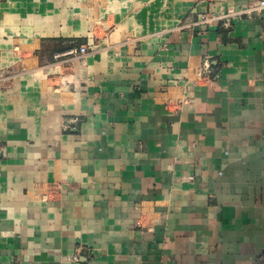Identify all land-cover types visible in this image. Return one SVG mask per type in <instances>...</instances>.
Instances as JSON below:
<instances>
[{
  "label": "crops",
  "instance_id": "1",
  "mask_svg": "<svg viewBox=\"0 0 264 264\" xmlns=\"http://www.w3.org/2000/svg\"><path fill=\"white\" fill-rule=\"evenodd\" d=\"M257 1L0 0V264H264Z\"/></svg>",
  "mask_w": 264,
  "mask_h": 264
},
{
  "label": "built area",
  "instance_id": "2",
  "mask_svg": "<svg viewBox=\"0 0 264 264\" xmlns=\"http://www.w3.org/2000/svg\"><path fill=\"white\" fill-rule=\"evenodd\" d=\"M262 9H264V0H259L255 3H252L251 5H249V7L245 10H238V11L234 12L233 15L241 18V17H243V15H251L254 11H261ZM223 17H226V15H223ZM214 18H215L214 15H211V16L205 15L203 17V21L209 22L210 20H212ZM225 24H229L228 20L225 21ZM91 49H93L91 43H89V42L81 43L80 45L76 46L72 50V53H74V55H76L78 57H83L87 53H89ZM211 68H212L211 60L209 58H206L203 62V66L201 68L203 75L207 76L208 73L211 71ZM74 259H78V255L75 254Z\"/></svg>",
  "mask_w": 264,
  "mask_h": 264
}]
</instances>
